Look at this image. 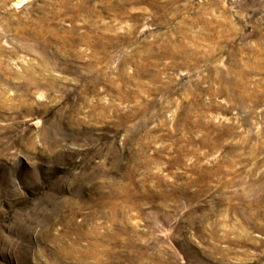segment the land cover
Returning <instances> with one entry per match:
<instances>
[{
    "label": "rangeland",
    "instance_id": "obj_1",
    "mask_svg": "<svg viewBox=\"0 0 264 264\" xmlns=\"http://www.w3.org/2000/svg\"><path fill=\"white\" fill-rule=\"evenodd\" d=\"M0 264H264V0H0Z\"/></svg>",
    "mask_w": 264,
    "mask_h": 264
}]
</instances>
